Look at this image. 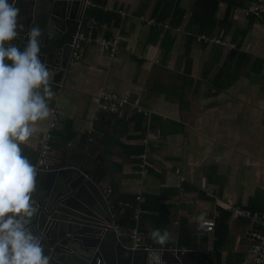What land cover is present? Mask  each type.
Segmentation results:
<instances>
[{
	"label": "crops",
	"instance_id": "crops-1",
	"mask_svg": "<svg viewBox=\"0 0 264 264\" xmlns=\"http://www.w3.org/2000/svg\"><path fill=\"white\" fill-rule=\"evenodd\" d=\"M52 1L55 23L74 24L66 18L68 0ZM69 1L70 13L77 15L79 0ZM258 1H86L85 25L96 21L101 36H119L121 46L112 56L87 45L80 61L51 77L53 96L47 102L59 115L51 163L63 158L70 144L76 148L86 136L91 139L104 156L105 212L119 225L136 199L144 245L195 250L205 264H241L262 233L258 223L230 212L241 206L264 213V24L246 15ZM214 6V26L204 33L200 15ZM40 8L50 9L48 0ZM157 8L165 20L157 21ZM93 9L108 14L107 23L89 17ZM199 36L234 47L199 43ZM103 91L127 96L131 103L139 98L148 114L130 104L116 114L100 111ZM50 116L21 145L32 163ZM146 154L143 177L139 162ZM202 214L204 221L198 219ZM209 220L216 223L213 232L201 227ZM132 227L127 221L121 231ZM154 229L169 233L166 245L149 239ZM118 237L134 247L129 232Z\"/></svg>",
	"mask_w": 264,
	"mask_h": 264
},
{
	"label": "water",
	"instance_id": "water-1",
	"mask_svg": "<svg viewBox=\"0 0 264 264\" xmlns=\"http://www.w3.org/2000/svg\"><path fill=\"white\" fill-rule=\"evenodd\" d=\"M43 1L16 0L20 8L18 21L23 29L11 43L24 50L28 32L32 27H39L42 30L38 38L39 58L57 75L70 64L74 24L84 20L87 0L75 3L77 15L70 13L73 4L68 0L66 18L74 23L71 28L60 27L58 24L63 25V21L55 23L53 1L48 0L50 9L47 10L40 8ZM75 146L70 144L64 157L52 163L48 173L37 171L33 200L38 210L28 227L34 235L42 237L45 255L52 257L50 264H148L149 254L153 252L160 258L153 264H161V261L162 264H205L203 255L195 250H146L143 246L134 248L122 242L118 234L129 231L116 232L110 214L107 215L103 207L106 203L104 156L87 136Z\"/></svg>",
	"mask_w": 264,
	"mask_h": 264
},
{
	"label": "clouds",
	"instance_id": "clouds-1",
	"mask_svg": "<svg viewBox=\"0 0 264 264\" xmlns=\"http://www.w3.org/2000/svg\"><path fill=\"white\" fill-rule=\"evenodd\" d=\"M19 16L16 0H0V264H50L42 237L28 227L38 210L33 200L37 168L22 154L21 145L51 114L47 101L53 96L49 85L54 73L39 58V27L28 32L24 50L11 43L23 29ZM198 219L204 221V215ZM149 239L163 246L170 236L154 229ZM154 260H160L156 252L149 254L148 264Z\"/></svg>",
	"mask_w": 264,
	"mask_h": 264
},
{
	"label": "built area",
	"instance_id": "built-area-1",
	"mask_svg": "<svg viewBox=\"0 0 264 264\" xmlns=\"http://www.w3.org/2000/svg\"><path fill=\"white\" fill-rule=\"evenodd\" d=\"M246 15H250L261 20L264 24V0H259L252 9L248 10ZM154 24L155 21H150ZM197 41L203 44L214 43L220 46H230L225 41L221 39H213L207 36H199ZM71 56L70 62L75 63L82 59L84 47L87 45H95L100 49L106 51L110 55L116 54L121 46V37L116 36L111 39L101 36L98 30V24L96 21H91L89 24L85 25V20H79L74 26V30L71 36ZM130 104L132 109L140 114L147 115V111L140 105V99H135L131 103L130 98L127 96H119L110 91H103L99 98V110L103 112H108L111 114L118 113L126 105ZM59 115L57 109L53 110L50 116L49 124L43 131L40 138V155L37 159L36 168L40 173H48L51 170V155H52V141L54 134L58 128ZM148 155H143L140 157L139 168L140 174L146 177L148 174ZM141 200V198H138ZM232 216L236 218H243L250 220L252 222L258 223L262 227V233L256 236V242L251 247L249 251V256L241 264H264V213H253L250 210L241 207L234 206L230 210ZM141 212L139 209L135 210V214L132 221L136 223L129 231V235L134 242V248L143 246L146 250H151L153 248L144 245L138 231V222L140 221ZM205 222H207L205 224ZM205 230L208 232H213L216 225L215 221L209 220L205 221ZM115 231L119 232L122 230L121 226L114 225Z\"/></svg>",
	"mask_w": 264,
	"mask_h": 264
},
{
	"label": "trees",
	"instance_id": "trees-1",
	"mask_svg": "<svg viewBox=\"0 0 264 264\" xmlns=\"http://www.w3.org/2000/svg\"><path fill=\"white\" fill-rule=\"evenodd\" d=\"M217 5V3H215ZM213 4V5H215ZM213 7V6H212ZM217 10V6H214V8H212L211 12L212 13H201L200 18L202 21L201 24V31L204 33H211L212 28L214 26V16ZM154 15L157 17V21H162L165 20V18H167L165 15H163V13H159V9L157 8L154 12ZM89 17H92L94 19H96L98 21L99 24H104L107 23V21L109 20V15L108 14H103V12L101 11H97L95 9H93L90 13H89ZM130 206L125 207V212L124 215L122 216L121 220L119 221V225L123 226L127 221L128 224L132 227L133 222H132V218L134 216V207L136 205V199L133 198V200H131L130 202ZM240 264V263H239Z\"/></svg>",
	"mask_w": 264,
	"mask_h": 264
}]
</instances>
